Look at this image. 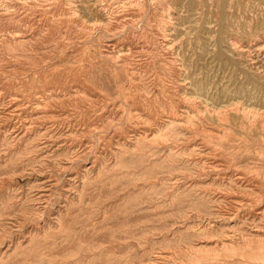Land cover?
<instances>
[{"label":"rangeland","instance_id":"1","mask_svg":"<svg viewBox=\"0 0 264 264\" xmlns=\"http://www.w3.org/2000/svg\"><path fill=\"white\" fill-rule=\"evenodd\" d=\"M262 239L264 0H0V264Z\"/></svg>","mask_w":264,"mask_h":264},{"label":"bare ground","instance_id":"2","mask_svg":"<svg viewBox=\"0 0 264 264\" xmlns=\"http://www.w3.org/2000/svg\"><path fill=\"white\" fill-rule=\"evenodd\" d=\"M138 0H129V2L130 3H132V2H137ZM153 1V0H152ZM125 3H128V2H125ZM155 3V2H154ZM225 3V2H224ZM157 4V3H156ZM223 4V3H222ZM149 9V8H148ZM150 9H151V7H150ZM149 9V10H150ZM155 9V8H154ZM160 13V12H159ZM223 15V14H222ZM222 15L220 16V17H222ZM134 16V15H133ZM225 16V15H224ZM121 17V16H120ZM160 17V16H159ZM164 20V19H163ZM162 20V21H163ZM11 22V21H10ZM142 23V22H141ZM163 23V22H162ZM115 24V23H114ZM139 24V23H138ZM130 27H132V26H130ZM145 28V27H144ZM6 34H7V32H6ZM11 34V33H10ZM19 34V33H18ZM12 35V34H11ZM163 35V34H162ZM165 35V34H164ZM8 36V35H7ZM6 36V37H7ZM167 36V35H166ZM6 37H5V39H6ZM150 37V36H149ZM160 37H162V36H160ZM168 37V36H167ZM13 38V37H12ZM156 38V37H155ZM167 39V38H166ZM156 40V39H155ZM159 40V39H158ZM168 40V39H167ZM3 41V40H2ZM159 42V41H158ZM161 43H162V41H161ZM166 43V42H165ZM13 44V43H12ZM160 44V43H159ZM164 44V43H163ZM165 45V44H164ZM162 46V45H161ZM160 46V47H161ZM158 47V46H157ZM162 49V48H161ZM158 51V50H157ZM159 54H160V52H159ZM166 54V53H165ZM124 58V57H123ZM174 58V57H173ZM125 59V58H124ZM167 60V59H166ZM171 60V59H170ZM172 61V60H171ZM122 64V63H121ZM122 66V65H121ZM173 70V69H172ZM173 86V85H172ZM69 89V88H68ZM175 90V89H174ZM48 96V95H47ZM195 103V102H194ZM185 109V108H184ZM176 110V109H175ZM152 125V124H151ZM256 209V208H255ZM258 234V233H257ZM260 234V233H259ZM261 235V234H260ZM251 236V235H250ZM238 239V238H237ZM223 240V239H222ZM262 241H264V239H262ZM220 243H224V242H222V241H219ZM235 243H238V241H236ZM244 243H246L245 244V253L246 254H248V260H247V262H245V263H247V264H252V263H254V264H264V245H258L257 243L256 244H252V241L250 242V241H248V242H244ZM254 243V242H253ZM242 245V244H241ZM244 247V246H243ZM222 250H229V251H231V252H236L235 250H236V248H234V247H227V246H224L223 244H222ZM211 256V255H210ZM211 258V257H210ZM212 259H214V260H219V261H221L222 262V260L220 259V258H218V257H214V258H212ZM223 259H225V258H223ZM168 260V259H167ZM200 260H202V259H200ZM196 261V260H195ZM198 261V260H197ZM195 263V262H194ZM196 264V263H195ZM197 264H200V263H197Z\"/></svg>","mask_w":264,"mask_h":264}]
</instances>
